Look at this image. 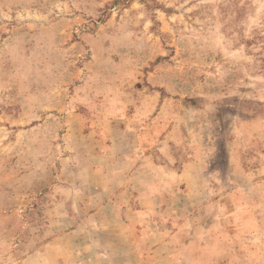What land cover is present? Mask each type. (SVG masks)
Masks as SVG:
<instances>
[{
  "label": "rangeland",
  "instance_id": "374dc122",
  "mask_svg": "<svg viewBox=\"0 0 264 264\" xmlns=\"http://www.w3.org/2000/svg\"><path fill=\"white\" fill-rule=\"evenodd\" d=\"M0 264H264V0H0Z\"/></svg>",
  "mask_w": 264,
  "mask_h": 264
},
{
  "label": "crops",
  "instance_id": "0c3cea01",
  "mask_svg": "<svg viewBox=\"0 0 264 264\" xmlns=\"http://www.w3.org/2000/svg\"><path fill=\"white\" fill-rule=\"evenodd\" d=\"M128 256H129V254L126 255V257H128ZM130 258H131V257H130ZM137 258H139V257H137ZM137 258H136V259H137ZM157 258H158V257L155 256L153 260H156ZM128 259H129V257H128ZM136 259H130V260H133V261L135 262ZM187 260L190 261V262H192V259H191V258H187Z\"/></svg>",
  "mask_w": 264,
  "mask_h": 264
}]
</instances>
